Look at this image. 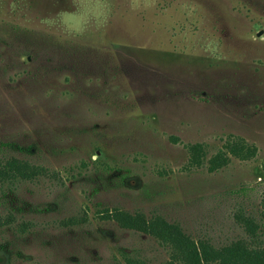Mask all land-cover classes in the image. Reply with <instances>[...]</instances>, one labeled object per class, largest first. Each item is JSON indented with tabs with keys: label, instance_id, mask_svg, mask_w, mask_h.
I'll return each instance as SVG.
<instances>
[{
	"label": "rangeland",
	"instance_id": "obj_1",
	"mask_svg": "<svg viewBox=\"0 0 264 264\" xmlns=\"http://www.w3.org/2000/svg\"><path fill=\"white\" fill-rule=\"evenodd\" d=\"M111 4L104 28L70 39L46 21L71 0H0V166L31 172L0 181V264L172 260L113 210L264 248V0ZM232 140L255 157L231 156Z\"/></svg>",
	"mask_w": 264,
	"mask_h": 264
},
{
	"label": "trees",
	"instance_id": "obj_2",
	"mask_svg": "<svg viewBox=\"0 0 264 264\" xmlns=\"http://www.w3.org/2000/svg\"><path fill=\"white\" fill-rule=\"evenodd\" d=\"M2 147L5 144L0 145ZM226 151L240 160H250L255 157V146L247 145L242 140L228 141ZM189 163L192 166H200L205 158L203 144L187 146ZM225 153L219 152L209 159L208 171L215 172L228 164ZM30 170L27 165H22L11 160L0 166V181L10 180L16 177L29 178ZM264 212V197L262 200ZM107 219L116 222L121 228L151 235L160 242L171 247L172 260L167 264H264V248L252 246L251 243L237 241L229 246L215 249L207 242H194L185 236L176 225L169 224L162 219H146L142 214H130L120 210L107 212ZM246 222L250 235L256 236L258 227L253 222ZM256 238V237H255ZM126 264H145L138 260L126 258Z\"/></svg>",
	"mask_w": 264,
	"mask_h": 264
},
{
	"label": "clouds",
	"instance_id": "obj_3",
	"mask_svg": "<svg viewBox=\"0 0 264 264\" xmlns=\"http://www.w3.org/2000/svg\"><path fill=\"white\" fill-rule=\"evenodd\" d=\"M72 10H61L46 21L49 28H56L70 38L84 36L92 28H104L111 15V0H71Z\"/></svg>",
	"mask_w": 264,
	"mask_h": 264
}]
</instances>
